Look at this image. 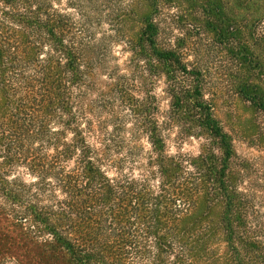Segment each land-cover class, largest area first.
I'll return each mask as SVG.
<instances>
[{
	"label": "trees",
	"instance_id": "trees-1",
	"mask_svg": "<svg viewBox=\"0 0 264 264\" xmlns=\"http://www.w3.org/2000/svg\"><path fill=\"white\" fill-rule=\"evenodd\" d=\"M210 89L264 151V0H0V264H264V185Z\"/></svg>",
	"mask_w": 264,
	"mask_h": 264
},
{
	"label": "rangeland",
	"instance_id": "rangeland-1",
	"mask_svg": "<svg viewBox=\"0 0 264 264\" xmlns=\"http://www.w3.org/2000/svg\"><path fill=\"white\" fill-rule=\"evenodd\" d=\"M64 1L61 2V4ZM63 6V5H62ZM177 35V32L173 33ZM114 54L117 56L118 64L121 65V69L125 68L122 64L126 60L127 53L122 50L121 47L115 48ZM164 84L163 80L160 79L154 89V93L157 96L158 106V117L162 118L168 112L169 104L166 95L163 92ZM212 89L207 91V96L212 105L213 112L217 120L221 123L224 130L230 135L233 147L239 158L248 167V170L242 176L240 182V189L250 190V183L254 182L259 185H264V151L258 148L256 143H252L248 139L251 138L252 133L255 132L253 129L254 119L253 112L247 108V104L239 98L228 95L217 93L218 95H212ZM257 122H259V128L264 130V115L259 116ZM165 137V146L167 154H185V155H197L199 153L200 144L202 139L195 137H184L178 138L177 129L174 127L165 128L163 130ZM90 143L95 144V139L90 138ZM141 143L148 149V144L145 139H142ZM108 175L113 176L114 171L111 168H107ZM258 185V186H259ZM261 192V188H255ZM264 197V192L261 193ZM264 211V210H263ZM3 264H15L11 259L6 260Z\"/></svg>",
	"mask_w": 264,
	"mask_h": 264
}]
</instances>
